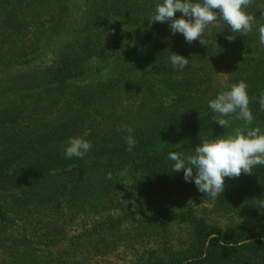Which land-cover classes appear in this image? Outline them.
I'll return each instance as SVG.
<instances>
[{"label":"trees","instance_id":"1","mask_svg":"<svg viewBox=\"0 0 264 264\" xmlns=\"http://www.w3.org/2000/svg\"><path fill=\"white\" fill-rule=\"evenodd\" d=\"M158 2L0 0V264H97L123 250L127 264H264V166L225 178L213 201L168 159L264 132V0L246 9L251 33L229 42L213 24L207 45L151 23ZM172 53L189 66L174 69ZM240 81L255 120L224 129L208 101ZM72 137L91 141L84 158L65 156Z\"/></svg>","mask_w":264,"mask_h":264},{"label":"clouds","instance_id":"2","mask_svg":"<svg viewBox=\"0 0 264 264\" xmlns=\"http://www.w3.org/2000/svg\"><path fill=\"white\" fill-rule=\"evenodd\" d=\"M253 2L254 0H162L155 5L150 21L167 22L173 34L180 33L187 43L199 41L201 45H207L202 37L210 25L224 24L232 33L225 39L232 42L237 36H247L256 25V18L246 11ZM177 12L182 14L179 18L176 17ZM261 16L264 17V10H261ZM258 33L259 43L264 46V24L259 26ZM169 59L174 69H184L190 62L176 53H172ZM247 87L244 81H240L231 85L230 90L221 91L208 101V107L215 113L213 120L216 124L224 129L233 120L243 121L249 126L253 124L255 117L249 107ZM259 105L261 111H264V92L260 93ZM126 131L129 133L125 137L127 150L132 151L137 141L132 135V128H126ZM91 148V141L72 137L67 142L65 156L69 159H82ZM168 159L174 162L172 172H183L185 182L194 183L200 193L214 201L225 190V178H239L242 173L252 175L254 167L264 166V132L259 126L248 128L246 132L237 129L234 135L201 141L194 154L169 151ZM112 178L109 171L106 179ZM257 200L259 208L264 209V199Z\"/></svg>","mask_w":264,"mask_h":264},{"label":"rangeland","instance_id":"3","mask_svg":"<svg viewBox=\"0 0 264 264\" xmlns=\"http://www.w3.org/2000/svg\"><path fill=\"white\" fill-rule=\"evenodd\" d=\"M131 256L132 254L131 255L126 254L123 250L119 252V255H114L110 257L109 260L108 259L100 260L99 263L97 264H127L126 261H128V259L130 260L131 258H133Z\"/></svg>","mask_w":264,"mask_h":264}]
</instances>
